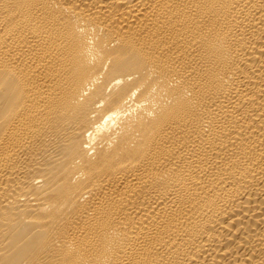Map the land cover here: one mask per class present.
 <instances>
[{
    "label": "bare ground",
    "instance_id": "6f19581e",
    "mask_svg": "<svg viewBox=\"0 0 264 264\" xmlns=\"http://www.w3.org/2000/svg\"><path fill=\"white\" fill-rule=\"evenodd\" d=\"M0 264H264V0H0Z\"/></svg>",
    "mask_w": 264,
    "mask_h": 264
}]
</instances>
